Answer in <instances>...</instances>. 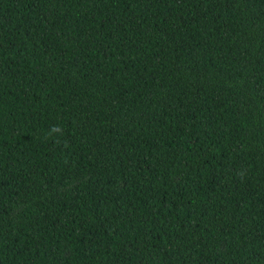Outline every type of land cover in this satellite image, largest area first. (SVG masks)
Wrapping results in <instances>:
<instances>
[{
    "label": "trees",
    "instance_id": "trees-1",
    "mask_svg": "<svg viewBox=\"0 0 264 264\" xmlns=\"http://www.w3.org/2000/svg\"><path fill=\"white\" fill-rule=\"evenodd\" d=\"M0 264H264V0H0Z\"/></svg>",
    "mask_w": 264,
    "mask_h": 264
},
{
    "label": "clouds",
    "instance_id": "clouds-1",
    "mask_svg": "<svg viewBox=\"0 0 264 264\" xmlns=\"http://www.w3.org/2000/svg\"><path fill=\"white\" fill-rule=\"evenodd\" d=\"M53 131L54 132H58V131H60V129L59 128H54Z\"/></svg>",
    "mask_w": 264,
    "mask_h": 264
}]
</instances>
